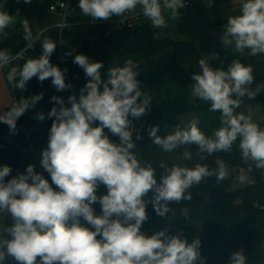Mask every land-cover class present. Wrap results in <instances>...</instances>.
Here are the masks:
<instances>
[{
  "label": "clouds",
  "instance_id": "obj_1",
  "mask_svg": "<svg viewBox=\"0 0 264 264\" xmlns=\"http://www.w3.org/2000/svg\"><path fill=\"white\" fill-rule=\"evenodd\" d=\"M23 2L30 4L32 0ZM238 3L239 13L228 16L222 26L221 47L246 51L253 57L262 55L264 0ZM186 7L187 0H79L82 15L91 22L120 17L139 8L153 28H166V14L178 20ZM14 23V16L0 7V34ZM22 27L27 47L34 48L39 41L42 51L22 67H12L7 81L21 92L33 77L41 83L51 78L57 92L72 88L66 82L67 69L50 60L57 41L41 40L27 20ZM74 51H66L65 57ZM217 59L219 54L214 52L198 61L200 71L192 74L191 90L193 96L209 104L210 112L220 113L221 126L208 136L200 130L199 119L194 118L165 135L158 134V124L149 126L148 136L165 153L196 145L204 154L202 160L214 153L231 152L239 140L247 172L253 167L264 171V128L250 115L237 112L245 97L252 100L264 92V82L253 88V66L239 58L227 70L213 66L212 61ZM11 61L10 54L0 49V70ZM73 63L83 69L87 82L78 96L71 94L67 101L57 95L50 98L54 106L47 118L52 123L39 163L51 183L34 164L10 179L6 178L12 172L11 166H0V217L11 220L0 229V264L8 257L17 264H205L199 238L189 242L180 234H169L167 229L147 235L142 225L148 220L149 202L158 216L165 217L173 211L170 202L192 199L190 189L194 185L212 176L224 180L228 176L225 162L218 159L216 168L200 163L189 168L161 161L163 173L158 178L156 168L139 158L135 142L143 136L133 121L146 114L152 101L137 79L138 64L129 59L123 66L110 67L103 79L102 61L79 53L74 55ZM43 95L21 96L0 112V123L15 132L18 119ZM35 118L43 121L45 114ZM108 133L118 137V142ZM183 157L190 160L192 153L185 150ZM238 179L244 182L247 176ZM100 186L107 189L106 194L98 195ZM149 192L152 196L146 201ZM97 203L101 214L96 213ZM181 215L188 217L189 210L181 209ZM228 264H247L244 250L231 253Z\"/></svg>",
  "mask_w": 264,
  "mask_h": 264
},
{
  "label": "trees",
  "instance_id": "obj_2",
  "mask_svg": "<svg viewBox=\"0 0 264 264\" xmlns=\"http://www.w3.org/2000/svg\"><path fill=\"white\" fill-rule=\"evenodd\" d=\"M61 0H47L48 5L58 4ZM113 15L109 19L116 18ZM222 20H220L221 22ZM22 39L16 50L27 45ZM88 45L85 46V49ZM40 46L35 45L29 49L30 56L41 53ZM204 47L194 41H175L169 37L159 38L157 31L150 23H136L133 27H125L104 37L86 55L94 61H102V78H107L110 67L123 66L129 59L138 64L140 72L137 79L141 81L142 91L152 98L151 106L146 114L138 121H133L136 128L143 136L136 140L137 153L142 162L151 163L156 168L157 175L163 173L159 167L161 161L168 166L180 165L189 168L197 163L206 164L216 168L215 161L223 160L228 169V176L218 181L216 176L206 178L200 184L194 185L190 191L192 199L181 201L179 204L170 202L173 210L165 217L158 216L152 204H147L148 220L142 225V231L151 235L156 231L167 229L169 234H180L191 242L200 239L201 255L205 264H228L230 254L243 249L247 264H264V178L263 171L253 170L247 172L248 165L242 160L238 148L239 140L233 145L231 152H219L201 159V154L196 145L180 146L173 152L165 153L154 145L148 136L149 126L159 125L158 134L165 135L177 125L183 127L194 118L199 119L200 130L208 136L218 129L220 113L210 112L209 104L192 95L190 82L192 74L199 72L198 61L203 58ZM33 58V57H31ZM51 63L63 69L57 60ZM26 60L13 63L9 66L22 67ZM69 75L74 78L73 87L57 92L51 83V78L42 83L33 77L26 90L13 91L14 101L21 96H31L43 93V99L29 112L22 115L17 124L23 128L17 129L14 134V143L6 140L7 125L0 123V166L9 165L12 172L9 177L15 176L26 170L28 164H34L36 171L41 172L51 183V178L40 166L41 153L48 144V132L52 121L47 118V113L54 106L50 101L53 95L61 96L67 101L71 94L79 95L81 87L87 82L83 69L69 63ZM66 82L67 76H66ZM264 107V92L259 96ZM70 106V105H68ZM6 108L4 111H6ZM3 112V111H2ZM237 112L246 115L244 105L241 104ZM39 113L45 114L43 121L35 117ZM189 116L185 121L184 116ZM166 126L168 127L166 129ZM264 128L263 125H260ZM107 132V130H105ZM109 138L118 142V137L108 133ZM135 140V136L133 137ZM32 147L29 153L24 149ZM192 153V158L186 160L184 151ZM241 169L245 170L255 179V183L240 189H232V180ZM237 170V171H236ZM236 171V172H235ZM107 189L100 186L98 195L106 194ZM152 193L144 199L150 201ZM97 214H101V207L94 205ZM187 208L189 216L181 215V209ZM11 220L3 219V224H10ZM15 264L17 262L14 261Z\"/></svg>",
  "mask_w": 264,
  "mask_h": 264
},
{
  "label": "rangeland",
  "instance_id": "obj_3",
  "mask_svg": "<svg viewBox=\"0 0 264 264\" xmlns=\"http://www.w3.org/2000/svg\"><path fill=\"white\" fill-rule=\"evenodd\" d=\"M221 1L227 2L229 0H192V7L189 10H181V16L178 20H174L170 15L166 14V28H154L157 31L159 38L169 37L175 41L190 40L204 47L203 58L211 53H218L219 59L212 61L213 66H222L225 70L231 64L234 59H241V62L246 65H252L254 69V83L252 87H255L256 83L264 82V55H259L257 57L247 55V52L240 53L236 52L234 49L224 50L221 47L220 37L214 32L215 25L219 22H215L219 16L224 15L221 12ZM223 5V4H222ZM215 8L217 10H215ZM132 13L141 14L139 8H137ZM117 18V17H116ZM140 21H148L142 14ZM67 33H65V36ZM65 39V38H64ZM66 40V39H65ZM77 38L73 41V45L77 46ZM221 62H223L221 64ZM74 78L72 80L73 86ZM193 81L190 82V89ZM192 93V90H191ZM193 95V94H192ZM256 96L255 99L244 98V109L246 115H250L252 120L259 125L264 126V107ZM195 97V96H194ZM185 121L189 120V116L183 117ZM5 139L11 143H14V132H10L9 128L6 127ZM237 171V170H236ZM235 171V172H236ZM240 175H246L247 179L241 182L238 177ZM264 178V171H263ZM255 183V179L250 176L245 170L241 169L235 175L232 180V189H240L252 185ZM4 217H0V223L3 224Z\"/></svg>",
  "mask_w": 264,
  "mask_h": 264
},
{
  "label": "crops",
  "instance_id": "obj_4",
  "mask_svg": "<svg viewBox=\"0 0 264 264\" xmlns=\"http://www.w3.org/2000/svg\"><path fill=\"white\" fill-rule=\"evenodd\" d=\"M1 4L0 0V6ZM221 6H224L221 7V12H223L224 15L219 16L216 21L214 20V23L217 21L219 22L220 20L222 21L213 27L214 32H216L218 37H220L222 26L227 22V17L239 13L238 0H229L227 2L221 1ZM191 7L192 3L189 7L183 10H189ZM3 9L7 10L9 14L14 16L15 23L9 25V27L5 29L4 34H0V49L6 50L8 53L16 51L23 39L22 25L25 20H27L34 35L45 28H51L49 36L51 39L56 40L58 30L54 26L58 23L60 18L57 13L49 9L47 0H32L30 4H25L23 0H4ZM215 10L217 9L215 8ZM114 19L115 18L107 19V21L110 22ZM87 22H89V19L82 15L81 9L79 8V0H74L72 26L65 36V39L72 49L77 48V46L75 47L73 45L75 38L82 36L86 31L91 29V26L87 24ZM142 22L150 23L149 21L140 20L138 23ZM6 77L5 70H0V112L10 107L14 102L13 91L11 90Z\"/></svg>",
  "mask_w": 264,
  "mask_h": 264
},
{
  "label": "built area",
  "instance_id": "obj_5",
  "mask_svg": "<svg viewBox=\"0 0 264 264\" xmlns=\"http://www.w3.org/2000/svg\"><path fill=\"white\" fill-rule=\"evenodd\" d=\"M1 6L3 8L4 0H1ZM192 3V0H187V7H189ZM186 7V8H187ZM49 9L59 16L58 23L54 26L57 30V48L55 52L52 54L51 58L52 60H57L61 63L63 69H67L66 76L67 81L72 85L73 77L69 75V63L73 61V57L76 54L83 53L87 54L91 49H93L104 37H107L122 28L125 27H133L137 22H139L141 14H135L132 12L126 13L120 17L115 18L112 21L107 20H97L95 22H87L91 26V29L86 31L82 36H79L77 39V48L73 52L72 56L65 57L64 53L66 51L71 50V46L65 40V33L68 32L70 27L72 26V20L74 15V0H61L58 4H52L49 6ZM51 28H45L38 33L40 34V39L43 40L45 38H50L49 32ZM37 34V33H36ZM63 41V43H61ZM37 46H40L39 41L36 44ZM88 45V48L85 49V46ZM29 49L27 45L19 50H16L14 52L9 53L12 57V61L9 65H7L4 70L7 73L9 71V66L13 63H18L24 60H27L31 57H39L41 53H36L33 56H30ZM264 55V54H262ZM9 83V82H8ZM9 86L12 91H14L16 88L12 87V85L9 83ZM73 87V86H72ZM8 127V126H7ZM23 128V126L18 125L16 126V130ZM15 130V131H16ZM32 150V147H28L24 149L25 153H29ZM4 224L0 223V229ZM4 264H15L14 260L11 257L6 258Z\"/></svg>",
  "mask_w": 264,
  "mask_h": 264
}]
</instances>
